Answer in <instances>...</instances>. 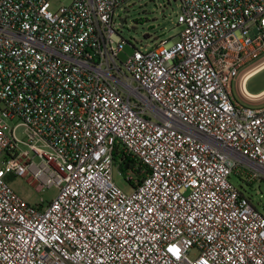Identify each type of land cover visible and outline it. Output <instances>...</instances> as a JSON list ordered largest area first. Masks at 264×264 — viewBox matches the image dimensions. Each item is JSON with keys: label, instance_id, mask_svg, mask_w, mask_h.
Segmentation results:
<instances>
[{"label": "built area", "instance_id": "1", "mask_svg": "<svg viewBox=\"0 0 264 264\" xmlns=\"http://www.w3.org/2000/svg\"><path fill=\"white\" fill-rule=\"evenodd\" d=\"M51 1L0 0V264H264V213L231 182L264 183V106L232 91L264 0H179V35L125 60L131 0Z\"/></svg>", "mask_w": 264, "mask_h": 264}, {"label": "rangeland", "instance_id": "2", "mask_svg": "<svg viewBox=\"0 0 264 264\" xmlns=\"http://www.w3.org/2000/svg\"><path fill=\"white\" fill-rule=\"evenodd\" d=\"M69 3L70 0H52L51 7L52 10H57ZM180 12L179 0H131L124 7L117 9L114 27L124 41L120 58L125 60L135 49L149 48L161 40L176 38L181 31V27L177 25ZM247 89L251 93L264 89V71L249 81ZM236 97L239 98L237 93ZM22 132L23 129H19L17 135L25 139ZM113 181L123 192L127 194L132 192V185L126 181L117 166L113 168ZM231 182L253 196L254 205L264 213V183L246 186L235 177L231 178ZM9 184L32 205H38L41 200L44 203L49 202L57 192L51 187L38 193L27 179L20 177H10Z\"/></svg>", "mask_w": 264, "mask_h": 264}, {"label": "crops", "instance_id": "3", "mask_svg": "<svg viewBox=\"0 0 264 264\" xmlns=\"http://www.w3.org/2000/svg\"><path fill=\"white\" fill-rule=\"evenodd\" d=\"M262 71H264V57L243 70L232 87L234 98L238 102L251 107L264 106V89L257 93H251L247 89L249 81ZM236 93L239 98L236 97Z\"/></svg>", "mask_w": 264, "mask_h": 264}, {"label": "trees", "instance_id": "4", "mask_svg": "<svg viewBox=\"0 0 264 264\" xmlns=\"http://www.w3.org/2000/svg\"><path fill=\"white\" fill-rule=\"evenodd\" d=\"M134 162L132 160H129V159H126V160H123L121 166L123 168L127 167V168H133L134 167Z\"/></svg>", "mask_w": 264, "mask_h": 264}]
</instances>
